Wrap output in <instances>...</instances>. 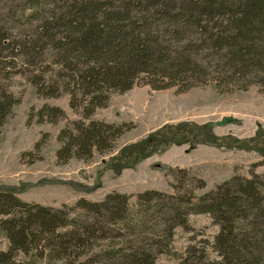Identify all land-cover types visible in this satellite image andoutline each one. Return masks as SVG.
Masks as SVG:
<instances>
[{"label":"trees","instance_id":"1","mask_svg":"<svg viewBox=\"0 0 264 264\" xmlns=\"http://www.w3.org/2000/svg\"><path fill=\"white\" fill-rule=\"evenodd\" d=\"M44 1L54 8L45 10L41 6ZM26 6L34 10L31 18L49 13L36 34H29L23 43L38 93H70L71 107L80 108L89 119L72 120L60 130L56 152L60 164L72 158L90 159L94 150L112 151L116 140L134 127L130 122L90 118L97 108L108 106L112 93L130 90L141 74L160 76L145 82L153 89L178 86L179 92H185L196 85L190 82L193 77L205 84L213 78L238 82L243 77H257L264 63V0H28ZM152 28H172L178 44L167 43ZM216 29L224 36L219 31L214 33ZM166 34L164 30L162 35ZM0 40L6 37L1 35ZM221 41L227 48L217 45L221 48L203 52ZM46 54L54 60H47ZM217 54L219 60L228 59L235 69H226L222 61L218 62L222 66L219 70H212L210 56ZM39 59L44 65L41 73H36L34 66L39 67ZM249 83L240 89L248 88ZM20 101L6 84V76L0 75V142L3 126ZM66 118V112L56 106L44 105L37 112L38 123H57ZM32 121L29 115L28 122ZM161 129L135 144L132 154L139 156L151 146L157 150L155 147L163 148L169 142L190 141L188 135L204 137L195 128L193 132L184 131L182 137L173 132L168 135L175 136L159 142ZM47 138L44 134L35 144L38 152ZM177 172L190 174L184 168H170L169 175L177 178ZM190 175L196 187L205 186L202 178ZM255 181L234 177L198 198L190 189L177 196L146 190L136 195L135 210L130 208L133 196L120 192L109 193L102 201L80 198L75 206L56 208L28 202L12 188L0 187V239L9 243L0 251V264H25L19 259L21 254L32 255L30 261L54 258L70 259L72 264H155L156 253L169 250L175 229L189 228L193 213H208L220 226L212 245L222 258L218 264H264V209L256 214L262 218L260 223H245L243 219L246 212L261 205L257 193H264V183ZM156 209L165 224L158 230L162 231L160 240L150 242L157 249L152 252L146 246L125 241L130 235L139 241L149 240L155 230L148 225L150 213ZM132 214L136 219H130ZM253 230L257 234L252 235ZM188 252L190 256L195 253L191 248ZM84 256L87 258L81 260Z\"/></svg>","mask_w":264,"mask_h":264},{"label":"rangeland","instance_id":"2","mask_svg":"<svg viewBox=\"0 0 264 264\" xmlns=\"http://www.w3.org/2000/svg\"><path fill=\"white\" fill-rule=\"evenodd\" d=\"M27 1L0 0V36L6 37V40H0V75L6 76V84L10 85V90L21 100L14 106L12 116L3 126L0 142V187L12 188L19 197L28 202L56 208L64 204L75 206L80 198L102 201L107 194L120 192L133 196L130 199V208L135 210L136 195L146 190H158L177 196L190 189L198 198L214 190L219 184L232 181L234 177L264 183V63L261 72L255 74L257 77H243L238 82L225 83L221 78H213L205 84L193 77L190 82L196 85L185 92H179L178 86L153 89L145 82L160 76L152 73L141 74L130 90L112 93L108 106L97 108L90 118L134 124L133 128L116 140L115 148L107 153L94 150L93 156L87 160L72 158L67 163H58L56 152L60 146V130L72 123V120L89 119L84 118L80 108L75 110L71 107L70 93L62 92L58 96H43L38 93L37 85L31 77L32 67L29 68L26 63L28 56L25 55L26 48L23 43L29 34H36L44 23L43 17L49 13H40L39 17L31 18L34 10L26 6ZM41 6L45 10L54 8L45 1ZM152 30L160 34L167 43L178 44L173 39L172 28ZM164 30L167 32L165 36L162 35ZM218 31L220 32L216 29L214 33ZM223 43H212L213 46L203 52L220 49L218 46ZM53 57L46 54L47 60H54ZM210 58H213L212 70H219L222 66L219 67L218 62L222 61H225L226 69H235L228 59L219 60L218 54ZM37 62L39 67L34 68L37 69L36 73H41L44 63L40 64V59ZM7 77L10 79L7 80ZM184 80L189 81L186 78ZM245 82H250L248 88L240 89ZM178 83L181 84L182 81L178 79ZM218 84L223 86L219 89ZM44 105L62 108L67 118L57 123H38L37 112ZM29 115L33 116L31 123L28 122ZM225 116L237 118L238 122L225 126L208 124ZM195 128L204 137L188 135L190 141L169 142L163 148L155 147L157 150L151 146L144 148L139 156L132 154L135 144L159 129L163 131V137L158 141L163 142L164 138L175 136L168 134L174 132L182 137L184 131L193 132ZM44 134H48L47 142L38 152L35 144ZM206 139L208 142H205ZM38 155L41 158H37ZM31 159H34L33 162H28ZM170 168L189 170L190 174L202 178L205 186L196 187L190 174L177 172V178L169 175ZM172 184L178 188H174ZM257 195L261 197V205L244 214L245 223H260L262 220L256 214L263 213L264 193L260 194L258 191ZM157 209L150 213L152 219L148 225L155 230L149 235V240L139 241L137 236L130 235L125 241L130 245L146 246L147 250L154 252L157 247L150 244L151 239L160 240L162 231L158 230L165 227L162 219L158 218L160 215ZM136 217L130 215V219ZM189 222V228L175 229L169 250L156 253L155 264L221 262L222 258L212 246L220 232L219 224L208 213H193L189 216ZM251 234L257 232L253 230ZM240 235L242 237L244 234ZM8 246V241L1 238L0 251L6 250ZM190 248L195 251L191 256L188 252ZM32 257L21 254L19 259L25 261V264H72L70 259L43 258L30 261ZM86 258L84 256L80 259ZM223 264L232 263L227 261Z\"/></svg>","mask_w":264,"mask_h":264},{"label":"water","instance_id":"3","mask_svg":"<svg viewBox=\"0 0 264 264\" xmlns=\"http://www.w3.org/2000/svg\"><path fill=\"white\" fill-rule=\"evenodd\" d=\"M238 119L230 116H225L221 120L210 121L208 124L211 126H225L230 123H237Z\"/></svg>","mask_w":264,"mask_h":264}]
</instances>
